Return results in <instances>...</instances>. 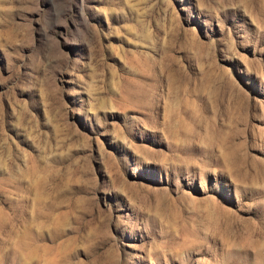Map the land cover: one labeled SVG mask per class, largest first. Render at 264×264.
<instances>
[{
    "label": "rangeland",
    "instance_id": "rangeland-1",
    "mask_svg": "<svg viewBox=\"0 0 264 264\" xmlns=\"http://www.w3.org/2000/svg\"><path fill=\"white\" fill-rule=\"evenodd\" d=\"M0 264H264V0H0Z\"/></svg>",
    "mask_w": 264,
    "mask_h": 264
}]
</instances>
